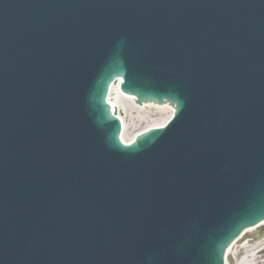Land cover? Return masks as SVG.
<instances>
[{
	"label": "water",
	"instance_id": "95a60500",
	"mask_svg": "<svg viewBox=\"0 0 264 264\" xmlns=\"http://www.w3.org/2000/svg\"><path fill=\"white\" fill-rule=\"evenodd\" d=\"M117 77L124 142L169 124L122 144ZM262 220L264 0H0V264H224Z\"/></svg>",
	"mask_w": 264,
	"mask_h": 264
},
{
	"label": "bare ground",
	"instance_id": "6f19581e",
	"mask_svg": "<svg viewBox=\"0 0 264 264\" xmlns=\"http://www.w3.org/2000/svg\"><path fill=\"white\" fill-rule=\"evenodd\" d=\"M257 228H248L241 234L243 239L239 242L232 243L226 251V261L228 258L236 257L240 250H243V256L237 264H264V239H258L253 242L246 237H251L253 231Z\"/></svg>",
	"mask_w": 264,
	"mask_h": 264
},
{
	"label": "rangeland",
	"instance_id": "374dc122",
	"mask_svg": "<svg viewBox=\"0 0 264 264\" xmlns=\"http://www.w3.org/2000/svg\"><path fill=\"white\" fill-rule=\"evenodd\" d=\"M250 240L253 241V238L250 237ZM242 256H243V250H240L236 257H232L233 264H236L241 259Z\"/></svg>",
	"mask_w": 264,
	"mask_h": 264
}]
</instances>
